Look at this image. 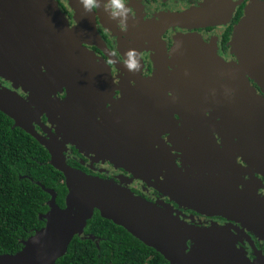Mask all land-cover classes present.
Segmentation results:
<instances>
[{
	"label": "flooded vegetation",
	"instance_id": "1",
	"mask_svg": "<svg viewBox=\"0 0 264 264\" xmlns=\"http://www.w3.org/2000/svg\"><path fill=\"white\" fill-rule=\"evenodd\" d=\"M255 1L261 0H131L135 17L121 29L103 7L88 13L78 0H68V7L61 0H0V84L27 102L33 99L30 88L38 72L22 74L20 80L13 69L22 72V65L14 62H33L46 46L53 51L54 26L60 21L72 30L69 42L78 43L106 70L107 90L103 96L92 95L88 85L51 92L46 97L53 104L55 98L67 104L68 134L65 138L59 130L63 119L57 107L43 101L33 105L35 130L54 145L60 140L59 151L75 170L169 207L195 228L221 230L235 249L264 264L263 127L257 121L254 128L232 112L253 108L249 85L264 98L262 86L248 72L237 71L241 60L233 45L236 27ZM205 3L210 4V23L159 22L163 15L190 13ZM139 34L146 35L138 39ZM129 49L138 51L135 71L125 64ZM195 76L205 85L199 86ZM96 99H101L99 106ZM258 104L257 116L263 108ZM107 138L111 144H102L100 152L98 141ZM189 188L210 189L213 204L188 198Z\"/></svg>",
	"mask_w": 264,
	"mask_h": 264
},
{
	"label": "water",
	"instance_id": "2",
	"mask_svg": "<svg viewBox=\"0 0 264 264\" xmlns=\"http://www.w3.org/2000/svg\"><path fill=\"white\" fill-rule=\"evenodd\" d=\"M78 3H81V0H78ZM209 8L210 4L205 3L203 7L190 13H169L163 15L159 22L164 24L210 23L212 13ZM77 14L80 18V28H84L85 15L81 5ZM54 28L56 38L53 40H56V43H53V51H49L46 46L45 51L40 52L33 62L28 59L14 62L15 66L22 65V72L17 71L16 68L13 69L20 80L23 77L22 74L32 73L35 70L38 72V76L34 77L37 83L30 88L33 90L31 96L33 99L27 102L16 90L0 84V111L14 120L13 126L21 127L48 149L51 155L49 163L64 174L68 188L66 205L61 207L56 200L57 192L42 185L43 189L50 194L47 201L48 210L40 215V218L45 220V224L24 240L23 246L17 252L0 253V264H54L57 259L67 253V247L75 235L83 236L87 221L94 215L96 209L102 217L123 226L148 247L160 252L170 264H255L244 251L235 249L229 243L223 231L195 228L175 215L169 207H159L112 181L90 176L70 167L59 151L62 147H59L60 144L57 142L61 143L60 140H55L57 142L54 145L35 130L31 120L38 116V111L33 105L39 106V102L43 101L45 106L50 104L57 107L58 114L63 119L58 122L60 127L58 129L65 138L66 133L68 134L67 121H70L67 120L66 115L67 104L58 98H55L56 103L53 104L52 98L46 97L51 92L63 91L64 86L83 88L88 85L91 87L92 95L103 96L107 90L105 86L108 81L107 78H103L106 70L93 62L90 55L84 54L85 50H82L78 43L69 42L68 37L72 30H67L65 25L57 20ZM144 28L147 26L140 27V31L145 32ZM143 35L146 34H139L137 38L144 39ZM233 40L241 60L240 65L236 67L237 71L248 72L264 89V1H255L246 8L244 17L236 27ZM41 49H43L42 46L39 47V51ZM184 70H187L185 65ZM5 77L12 79L8 74ZM18 78L15 77L12 80L16 83L17 80L19 81ZM197 78L195 76L194 81L198 82L199 86H204L205 80ZM242 78L245 82L244 76ZM201 90L207 91L208 87ZM247 96L248 100L253 102V108L233 109L232 112H236L254 128L257 121L258 125L262 124L264 137V98L257 95L250 85ZM96 100L99 106L101 99ZM258 103H263V108L262 114L257 116L256 111L260 110L256 108ZM91 104H88L90 108ZM255 136L256 132L251 137ZM102 144H111L110 138L98 141L100 152H102ZM167 159L168 165L171 166L170 159ZM188 175L191 176V174ZM190 182L197 187L194 178ZM38 184L41 183L38 181ZM172 188L176 189L175 181ZM187 194L188 198L197 200L199 205L213 204L214 197L208 188H189ZM83 237L95 239L93 234ZM189 241L191 245L188 244Z\"/></svg>",
	"mask_w": 264,
	"mask_h": 264
},
{
	"label": "trees",
	"instance_id": "3",
	"mask_svg": "<svg viewBox=\"0 0 264 264\" xmlns=\"http://www.w3.org/2000/svg\"><path fill=\"white\" fill-rule=\"evenodd\" d=\"M47 149L0 111V253H15L44 224L50 194L64 206L67 188L61 171L49 161ZM38 181L41 184H38ZM95 235V239L83 237ZM83 236L75 235L67 253L54 264H170L123 226L101 216L87 221Z\"/></svg>",
	"mask_w": 264,
	"mask_h": 264
},
{
	"label": "clouds",
	"instance_id": "4",
	"mask_svg": "<svg viewBox=\"0 0 264 264\" xmlns=\"http://www.w3.org/2000/svg\"><path fill=\"white\" fill-rule=\"evenodd\" d=\"M65 7H68V0H61ZM86 12L95 13L101 7L107 13L109 19L115 20L118 28H125L129 18L135 17L131 6V0H81ZM137 50L129 49L126 53V67L129 71H135L139 67Z\"/></svg>",
	"mask_w": 264,
	"mask_h": 264
}]
</instances>
